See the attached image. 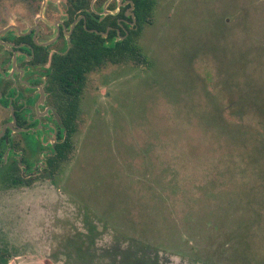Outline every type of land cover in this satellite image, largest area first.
<instances>
[{"label":"rangeland","instance_id":"obj_1","mask_svg":"<svg viewBox=\"0 0 264 264\" xmlns=\"http://www.w3.org/2000/svg\"><path fill=\"white\" fill-rule=\"evenodd\" d=\"M41 2L0 0V28ZM151 19L148 65L89 74L70 158L0 193L7 264H68L78 239L97 264L137 239L156 264H264V0H156Z\"/></svg>","mask_w":264,"mask_h":264},{"label":"flooded vegetation","instance_id":"obj_2","mask_svg":"<svg viewBox=\"0 0 264 264\" xmlns=\"http://www.w3.org/2000/svg\"><path fill=\"white\" fill-rule=\"evenodd\" d=\"M134 7L130 0H42L38 11L21 14V22L33 16L32 23L0 28V193L32 188L58 169L66 121L74 124L72 142L76 135L74 47H93L84 30L106 46L125 39L137 23ZM84 74L79 115L90 73Z\"/></svg>","mask_w":264,"mask_h":264},{"label":"trees","instance_id":"obj_3","mask_svg":"<svg viewBox=\"0 0 264 264\" xmlns=\"http://www.w3.org/2000/svg\"><path fill=\"white\" fill-rule=\"evenodd\" d=\"M155 2L156 0H133L135 6L134 12L137 19L135 27L128 28L129 34L125 39L111 42L108 46L104 45L103 42L98 39L99 35L84 30L86 36H91L93 38V47L90 48L87 42H77L74 47L77 51V57L74 59L73 64L70 65L75 68L72 72L76 75L77 82L78 116L80 112V94L86 81L85 72L91 73L93 70L101 67L102 65H106L107 63L120 64L126 61H133L137 63V65H148L149 57L140 45L139 37L144 24L152 20L151 16ZM101 28L105 27L101 26ZM66 125L68 134L66 144L63 143L61 147V163L70 158L74 149L73 142L70 139L72 131L74 130V124L66 121ZM50 171V174H45L46 177H51L57 171V167L51 168ZM80 242L82 241L78 239L76 241L73 240L71 243L63 244L64 249H62V253L67 258L68 264H70L72 260H76L82 264H97L93 258V253H97L96 245L93 246L92 244L93 247L83 246L82 244H79ZM137 243L139 244V246H137V253L132 250H127V252L121 253L123 248H115L114 250H111L108 255H106V263L156 264L154 262V260H156L155 257L145 252L150 245L138 239ZM3 252L9 253L6 248H3ZM8 259V254H0V261L2 264H7Z\"/></svg>","mask_w":264,"mask_h":264},{"label":"water","instance_id":"obj_4","mask_svg":"<svg viewBox=\"0 0 264 264\" xmlns=\"http://www.w3.org/2000/svg\"><path fill=\"white\" fill-rule=\"evenodd\" d=\"M131 1V3H132V8H133V1L132 0H130ZM133 23H136V17H135V14L133 13V21H132Z\"/></svg>","mask_w":264,"mask_h":264}]
</instances>
